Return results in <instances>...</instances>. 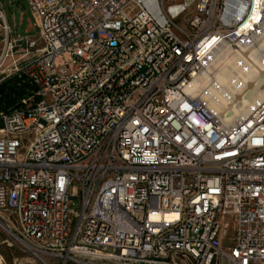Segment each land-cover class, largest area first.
<instances>
[{
	"label": "built area",
	"instance_id": "built-area-1",
	"mask_svg": "<svg viewBox=\"0 0 264 264\" xmlns=\"http://www.w3.org/2000/svg\"><path fill=\"white\" fill-rule=\"evenodd\" d=\"M26 2L35 38L0 6V83L30 86L0 109L2 226L43 264H264V96L227 122L193 87L264 59V0Z\"/></svg>",
	"mask_w": 264,
	"mask_h": 264
},
{
	"label": "bare ground",
	"instance_id": "bare-ground-1",
	"mask_svg": "<svg viewBox=\"0 0 264 264\" xmlns=\"http://www.w3.org/2000/svg\"><path fill=\"white\" fill-rule=\"evenodd\" d=\"M244 55L227 52L217 56L193 83L196 95L223 121L247 113L264 96V59L256 58L255 52L250 53L252 61Z\"/></svg>",
	"mask_w": 264,
	"mask_h": 264
},
{
	"label": "rangeland",
	"instance_id": "rangeland-1",
	"mask_svg": "<svg viewBox=\"0 0 264 264\" xmlns=\"http://www.w3.org/2000/svg\"><path fill=\"white\" fill-rule=\"evenodd\" d=\"M0 6L13 36L37 37L39 30L26 0H0ZM2 37L3 33L0 29V41ZM12 59V57H8L4 65H8ZM78 205L79 200H72L71 207L73 209H78ZM8 216L7 212L0 211V220L3 223H6V221L2 218L4 217L7 220L9 219ZM7 224L9 226H0V264H43L21 240L16 238L13 226L9 222Z\"/></svg>",
	"mask_w": 264,
	"mask_h": 264
},
{
	"label": "trees",
	"instance_id": "trees-1",
	"mask_svg": "<svg viewBox=\"0 0 264 264\" xmlns=\"http://www.w3.org/2000/svg\"><path fill=\"white\" fill-rule=\"evenodd\" d=\"M30 89L23 75H13L0 83V109L16 104Z\"/></svg>",
	"mask_w": 264,
	"mask_h": 264
},
{
	"label": "crops",
	"instance_id": "crops-1",
	"mask_svg": "<svg viewBox=\"0 0 264 264\" xmlns=\"http://www.w3.org/2000/svg\"><path fill=\"white\" fill-rule=\"evenodd\" d=\"M1 40H2V39H1ZM0 42H1V47H2V41H0ZM1 47H0V48H1Z\"/></svg>",
	"mask_w": 264,
	"mask_h": 264
}]
</instances>
